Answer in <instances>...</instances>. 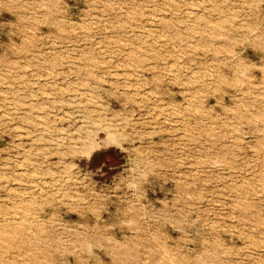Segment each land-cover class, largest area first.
Returning a JSON list of instances; mask_svg holds the SVG:
<instances>
[{
    "label": "rangeland",
    "instance_id": "374dc122",
    "mask_svg": "<svg viewBox=\"0 0 264 264\" xmlns=\"http://www.w3.org/2000/svg\"><path fill=\"white\" fill-rule=\"evenodd\" d=\"M0 264H264V0H0Z\"/></svg>",
    "mask_w": 264,
    "mask_h": 264
},
{
    "label": "bare ground",
    "instance_id": "6f19581e",
    "mask_svg": "<svg viewBox=\"0 0 264 264\" xmlns=\"http://www.w3.org/2000/svg\"><path fill=\"white\" fill-rule=\"evenodd\" d=\"M110 140H111V138H110Z\"/></svg>",
    "mask_w": 264,
    "mask_h": 264
}]
</instances>
